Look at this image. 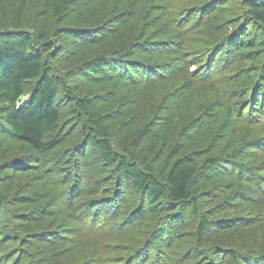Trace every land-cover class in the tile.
Returning <instances> with one entry per match:
<instances>
[{"label": "rangeland", "instance_id": "374dc122", "mask_svg": "<svg viewBox=\"0 0 264 264\" xmlns=\"http://www.w3.org/2000/svg\"><path fill=\"white\" fill-rule=\"evenodd\" d=\"M47 2L30 0L25 5V0H15L16 13L7 10L13 18L2 20L0 14L1 23L14 29L13 21L34 17L43 26ZM224 2L73 0L67 5L70 16L64 26L91 33L104 31L113 36L108 47L114 50L121 48L118 42L122 40L130 45L115 55L117 63L110 62L96 71L98 78L104 77L103 85L87 86L79 73L73 79L65 78L66 70L80 64V56L66 70L60 65L54 69L59 79L67 80L68 87L82 85L83 94L94 96V106L113 134L114 149L136 157L142 164L148 161L159 178L174 157L188 156L207 144L200 152L207 151L219 161L203 169L198 177L203 185L214 180L217 172H221L216 175L220 180L226 178L223 172L238 174L237 183L233 185L229 180L231 189L222 199L226 215L214 219L211 230L198 242L193 233L199 219L195 210L189 211L185 205L182 212L174 211L160 201L148 214L142 195L117 172L102 175L104 182L96 180L102 165L90 146L82 148L86 158L80 160L76 159L79 153L75 141L39 155L0 134V161L24 154L41 160L24 181L30 187L28 193L39 194L36 206L48 216L36 217V222H41L39 230L46 231V236L37 247L30 248L27 264H68L71 259V264H115L119 260L131 264H264L257 250L264 222L258 224L261 227L252 223L264 217V124H253L248 116L240 118L239 110L245 99L242 93L255 78L233 67L236 53L231 46L222 51L215 48L221 42L228 44L229 38L237 34L242 24L238 19L247 7L259 5L257 8L264 10V0H228L217 10ZM6 5L0 0V9ZM223 12L231 23L220 35L215 28L222 21L215 15ZM254 28L264 40V21L254 23ZM203 47H210L207 56L212 61L200 73L187 61L190 53ZM101 52H107V48H101ZM119 64L129 72L125 74ZM32 87L30 82L27 91ZM58 96L55 105L61 112V124L48 137L75 133L78 139L82 136L80 118L69 108L73 100L62 89ZM208 103L212 106L205 109ZM222 135H226L225 142H220ZM202 193L199 198L205 200L215 191L207 186ZM227 224L231 229L218 227ZM172 234L183 239L179 253L169 251ZM233 245L238 261L228 253ZM15 248L8 259L24 250V245L17 243ZM82 253L86 259L77 262L76 257ZM4 261L0 256V264Z\"/></svg>", "mask_w": 264, "mask_h": 264}, {"label": "trees", "instance_id": "16d2710c", "mask_svg": "<svg viewBox=\"0 0 264 264\" xmlns=\"http://www.w3.org/2000/svg\"><path fill=\"white\" fill-rule=\"evenodd\" d=\"M2 1L9 4L0 9L2 20L5 17L13 18L10 13H16L15 0H11L10 3L9 0ZM72 1L48 0L43 26H39L33 17L28 21L20 19V22L13 21L14 29H8L5 27L6 23H1L0 20V134L8 135L25 150L30 149L29 151L39 155L55 152L68 142L75 141L74 148L79 153L76 159L80 160L86 158L82 154V148L86 145L90 146L98 154L102 165L96 180L104 182L102 175L109 174L112 170L117 172L123 181L130 183L133 189L142 195L143 203L149 208L148 214L160 201H165L166 207L175 208L174 211L182 212L185 205L189 211L195 210L199 219L193 233L198 242L203 241L211 230L214 219L222 217L221 214L226 215L227 207L223 200L231 189L229 180L234 185L238 181V174L234 171L223 172L227 179L220 180L216 175L221 172H217L212 177L214 180H209V184L203 185L198 180L199 175L204 168L213 167L219 161L209 156L210 153L207 151L200 152L207 144H203L200 150L195 147L196 150L188 156L174 157L173 161L168 162V167L161 178L154 174L148 161L142 164L136 160V157L114 149L111 142L113 134L94 106V96L83 94L82 85L68 87L66 79L62 80L56 76L54 66L60 65L66 70V66L80 56L82 60L80 64L71 71L66 70L65 78L73 79L79 73L85 85H103L104 77L98 78L95 75L96 71L100 67L109 65L110 62L117 63L115 55L130 43L122 40L118 42L121 48L114 50L108 47L113 42V36H107L104 31L91 33L89 30L64 26L70 16L66 8ZM227 1L225 0L217 10L225 7ZM25 2L26 5L30 0ZM257 7H247L238 19L243 25L241 24L237 34L229 38L228 44L221 42L215 48L222 51L227 45L231 46L236 53L233 67L240 73H248L255 78L252 86L248 84L244 89L242 97L245 99L239 110H241L240 118L248 116L251 123L259 125L264 124V94L261 93V89L264 88V40L259 38L254 23L264 21V10ZM215 16L222 21L217 22L215 28L221 35L226 32L231 21H227L224 12ZM62 39L64 40L61 41ZM77 45L80 46L78 51H76ZM103 47L107 48V52H101ZM204 48L206 50H203ZM203 49V51H195L194 54L190 53V59L187 61V65L197 66L200 73L212 61L211 57L207 56L210 47ZM119 66L124 69L125 74L129 72L124 64ZM30 82L33 83V87L27 91ZM60 89L73 100L69 108L80 118L78 121L82 136L78 139L75 133L48 137L49 133L61 124V112L55 105L59 99ZM211 106L212 104L208 103L205 109ZM226 135L221 136L220 142H225ZM31 156L34 155L28 158L24 154L18 159L6 158L0 161V256L6 260L3 264H27L30 248L37 247L46 236V231L39 230L41 222H36V217L40 214L44 218L48 216L44 214V209L36 206L39 202V194L28 193L30 187H27L24 181V178L34 172L41 161ZM207 186L213 187L215 193L211 198L201 200L199 197L203 196V189ZM263 222L264 217L259 216L257 222L252 223L256 227H261L258 224ZM220 225L218 226L220 229L232 227L228 224ZM260 230L261 242L257 250L259 259L264 263V226ZM18 233H23L24 237L19 238ZM172 238L173 243L169 251L179 253L180 242L183 239H179L178 234H172ZM17 243H22L24 250L8 259V256L16 251ZM228 253L232 260H239L234 245L230 246ZM86 257L85 253L79 254L76 257L77 262L85 260ZM71 263L73 259L68 261V264ZM115 264H131V262L127 260L125 263H120L119 260ZM248 264L252 263L248 262Z\"/></svg>", "mask_w": 264, "mask_h": 264}]
</instances>
